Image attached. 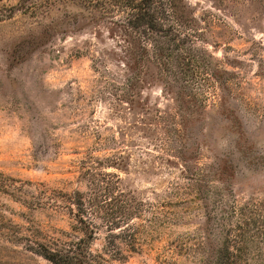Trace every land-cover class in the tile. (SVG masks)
Masks as SVG:
<instances>
[{
    "label": "rangeland",
    "instance_id": "rangeland-1",
    "mask_svg": "<svg viewBox=\"0 0 264 264\" xmlns=\"http://www.w3.org/2000/svg\"><path fill=\"white\" fill-rule=\"evenodd\" d=\"M176 5L169 76L78 0H0V264L78 243L76 190L90 264H202L229 226L264 264V0Z\"/></svg>",
    "mask_w": 264,
    "mask_h": 264
},
{
    "label": "trees",
    "instance_id": "trees-1",
    "mask_svg": "<svg viewBox=\"0 0 264 264\" xmlns=\"http://www.w3.org/2000/svg\"><path fill=\"white\" fill-rule=\"evenodd\" d=\"M86 6L99 10L102 14L111 18V21L118 24L124 33L139 40H148L154 50L156 64L159 65L162 73L175 76L177 70L183 68L176 65L174 59L179 56L178 51L172 52L170 47L175 35L185 32L181 14L177 13L176 0H78ZM169 41H171L169 43ZM162 43V45H161ZM172 65V67H171ZM75 211H72L83 236L76 243H64L50 248L42 244L38 253L52 264H90V255L85 250V245L95 231L93 227V201L85 199L83 194L76 190L69 196ZM133 212L128 211L125 218L121 220L124 225L117 227L122 229L128 226L127 221ZM212 216L206 218L210 224ZM208 220V221H207ZM209 233L211 227H206ZM249 230H247L248 232ZM254 235H248L244 231H234L230 226L226 228L221 241L214 247L210 246L213 255L205 253L202 264H248L243 256L248 254L251 247L248 242L254 240ZM246 241V242H245ZM82 243V245H81ZM206 247V250H207Z\"/></svg>",
    "mask_w": 264,
    "mask_h": 264
}]
</instances>
